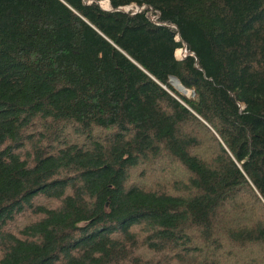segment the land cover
Listing matches in <instances>:
<instances>
[{
  "label": "trees",
  "instance_id": "1",
  "mask_svg": "<svg viewBox=\"0 0 264 264\" xmlns=\"http://www.w3.org/2000/svg\"><path fill=\"white\" fill-rule=\"evenodd\" d=\"M107 2L0 0V264H264V0Z\"/></svg>",
  "mask_w": 264,
  "mask_h": 264
},
{
  "label": "built area",
  "instance_id": "2",
  "mask_svg": "<svg viewBox=\"0 0 264 264\" xmlns=\"http://www.w3.org/2000/svg\"><path fill=\"white\" fill-rule=\"evenodd\" d=\"M121 10H123V12H125V13L130 12V14L133 15V14H136V13H140L141 11H144L145 10V6L136 7L134 5H131V6L122 8ZM147 11L149 13L150 22L152 24L156 25L157 24L156 21H157V18H158L157 12L152 11L149 8H147ZM184 57H185V52L182 51V54H180L179 58H176V59H182ZM191 96H193V95L191 94Z\"/></svg>",
  "mask_w": 264,
  "mask_h": 264
},
{
  "label": "bare ground",
  "instance_id": "3",
  "mask_svg": "<svg viewBox=\"0 0 264 264\" xmlns=\"http://www.w3.org/2000/svg\"><path fill=\"white\" fill-rule=\"evenodd\" d=\"M182 52V51H179ZM177 57V56H176ZM170 85L177 91L179 92L181 95H183L184 97H186L188 95V91L184 90L176 80L171 79L170 80Z\"/></svg>",
  "mask_w": 264,
  "mask_h": 264
},
{
  "label": "rangeland",
  "instance_id": "4",
  "mask_svg": "<svg viewBox=\"0 0 264 264\" xmlns=\"http://www.w3.org/2000/svg\"><path fill=\"white\" fill-rule=\"evenodd\" d=\"M123 11V10H122ZM125 11V10H124ZM181 50V49H180ZM177 53H179V52H177ZM176 53V56H177V58H179V56H180V54H182V52H180L179 54H177ZM176 91V90H175ZM177 92V91H176ZM179 93V92H178ZM180 94V93H179ZM181 95V94H180ZM183 96V95H182ZM186 98H192V96H191V92H188V95L186 96Z\"/></svg>",
  "mask_w": 264,
  "mask_h": 264
},
{
  "label": "water",
  "instance_id": "5",
  "mask_svg": "<svg viewBox=\"0 0 264 264\" xmlns=\"http://www.w3.org/2000/svg\"><path fill=\"white\" fill-rule=\"evenodd\" d=\"M103 1H104V0H103ZM105 1L107 2V0H105ZM107 5H108V2H107ZM99 6H100V4H99ZM100 8H101V6H100ZM101 9H102V8H101ZM102 10H103V9H102ZM103 11H109V9H108V10H103ZM182 51L185 52L184 49H182ZM171 79H173V78H171ZM171 79H170V80H171ZM174 80H175V79H174ZM169 84H170V81H169Z\"/></svg>",
  "mask_w": 264,
  "mask_h": 264
}]
</instances>
